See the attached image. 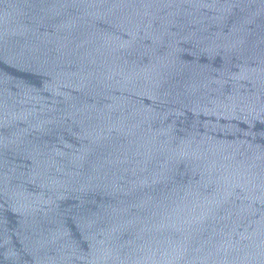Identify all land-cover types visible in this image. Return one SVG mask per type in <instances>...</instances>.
I'll list each match as a JSON object with an SVG mask.
<instances>
[{"label": "water", "instance_id": "1", "mask_svg": "<svg viewBox=\"0 0 264 264\" xmlns=\"http://www.w3.org/2000/svg\"><path fill=\"white\" fill-rule=\"evenodd\" d=\"M85 264H264V0H168Z\"/></svg>", "mask_w": 264, "mask_h": 264}]
</instances>
